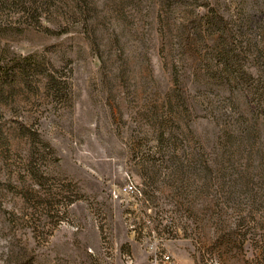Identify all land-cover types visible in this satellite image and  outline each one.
I'll return each instance as SVG.
<instances>
[{"label": "rangeland", "instance_id": "374dc122", "mask_svg": "<svg viewBox=\"0 0 264 264\" xmlns=\"http://www.w3.org/2000/svg\"><path fill=\"white\" fill-rule=\"evenodd\" d=\"M16 1L0 264H264V0Z\"/></svg>", "mask_w": 264, "mask_h": 264}, {"label": "trees", "instance_id": "16d2710c", "mask_svg": "<svg viewBox=\"0 0 264 264\" xmlns=\"http://www.w3.org/2000/svg\"><path fill=\"white\" fill-rule=\"evenodd\" d=\"M16 2L17 1L15 0L12 4H15ZM23 60H29V58H23ZM233 60L234 56L228 54L227 60L224 61L223 69L228 72V75L233 77L235 81L233 82L234 84H241L242 88L244 87L247 89L251 101L255 104V109L264 117V79H253L250 75L241 72V70L236 68L233 64ZM16 65L18 64L0 63V99L6 94L8 84H13L17 79L18 72L15 71L16 68H20V66L18 67ZM47 83L54 86L55 77L53 75H48Z\"/></svg>", "mask_w": 264, "mask_h": 264}, {"label": "built area", "instance_id": "2783aa9c", "mask_svg": "<svg viewBox=\"0 0 264 264\" xmlns=\"http://www.w3.org/2000/svg\"><path fill=\"white\" fill-rule=\"evenodd\" d=\"M147 255L149 258L143 263H138L136 258L128 255L123 256V261L124 264H174L171 256L157 245L154 248L150 246Z\"/></svg>", "mask_w": 264, "mask_h": 264}]
</instances>
